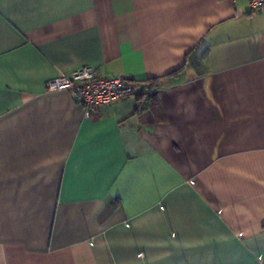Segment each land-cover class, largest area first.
<instances>
[{
  "label": "crops",
  "instance_id": "1",
  "mask_svg": "<svg viewBox=\"0 0 264 264\" xmlns=\"http://www.w3.org/2000/svg\"><path fill=\"white\" fill-rule=\"evenodd\" d=\"M81 65L156 114L46 89ZM0 264H264V9L0 0Z\"/></svg>",
  "mask_w": 264,
  "mask_h": 264
},
{
  "label": "built area",
  "instance_id": "2",
  "mask_svg": "<svg viewBox=\"0 0 264 264\" xmlns=\"http://www.w3.org/2000/svg\"><path fill=\"white\" fill-rule=\"evenodd\" d=\"M252 11L264 9V0H248ZM138 82L124 76H103L89 65H81L67 74H60L46 82L47 90H67L82 104L85 116L100 106H110L140 90Z\"/></svg>",
  "mask_w": 264,
  "mask_h": 264
},
{
  "label": "trees",
  "instance_id": "3",
  "mask_svg": "<svg viewBox=\"0 0 264 264\" xmlns=\"http://www.w3.org/2000/svg\"><path fill=\"white\" fill-rule=\"evenodd\" d=\"M181 68L170 72L166 76L176 75ZM141 86L140 90L134 94L136 99V111H140L146 108H150L154 114L157 112V91L159 90L161 83L160 79L155 78H147L145 80L138 82Z\"/></svg>",
  "mask_w": 264,
  "mask_h": 264
}]
</instances>
